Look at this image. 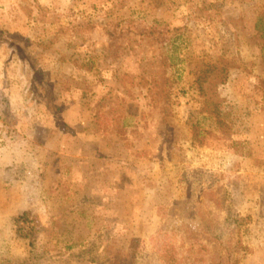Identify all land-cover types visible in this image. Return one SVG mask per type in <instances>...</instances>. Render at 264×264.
I'll use <instances>...</instances> for the list:
<instances>
[{
  "label": "rangeland",
  "instance_id": "rangeland-1",
  "mask_svg": "<svg viewBox=\"0 0 264 264\" xmlns=\"http://www.w3.org/2000/svg\"><path fill=\"white\" fill-rule=\"evenodd\" d=\"M259 22L264 0H0V264H264Z\"/></svg>",
  "mask_w": 264,
  "mask_h": 264
},
{
  "label": "trees",
  "instance_id": "trees-1",
  "mask_svg": "<svg viewBox=\"0 0 264 264\" xmlns=\"http://www.w3.org/2000/svg\"><path fill=\"white\" fill-rule=\"evenodd\" d=\"M259 25L261 26L260 22L257 23V25H256L257 28H258V30L264 31V24H262L261 28H259ZM110 35L113 36L112 33H110ZM140 35H145V36H158L157 35V31H155L154 29H148V30L144 29L143 31L140 32ZM263 36H264V33H263ZM27 216H26V218H27ZM24 217H25V215H24ZM20 220L21 219H18V222H20Z\"/></svg>",
  "mask_w": 264,
  "mask_h": 264
}]
</instances>
